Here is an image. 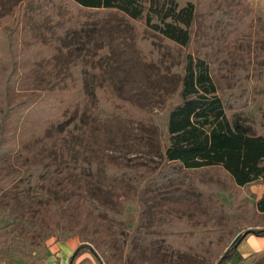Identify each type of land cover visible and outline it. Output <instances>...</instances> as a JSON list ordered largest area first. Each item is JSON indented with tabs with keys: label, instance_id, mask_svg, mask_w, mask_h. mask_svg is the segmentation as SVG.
Returning a JSON list of instances; mask_svg holds the SVG:
<instances>
[{
	"label": "trees",
	"instance_id": "obj_1",
	"mask_svg": "<svg viewBox=\"0 0 264 264\" xmlns=\"http://www.w3.org/2000/svg\"><path fill=\"white\" fill-rule=\"evenodd\" d=\"M35 2L46 4L42 11L36 10L39 18L59 24L51 29L46 41L37 42L39 51L46 47L57 53L62 39L74 38L78 44L85 41L79 61L60 66L62 72L56 70L43 95L36 93L35 99L30 95L10 105L11 90L0 94V164L12 158L16 162L7 170L0 168V256L6 247H12L25 264H42L48 240L59 242L76 237L78 244L66 264H90L83 257L86 254L99 264L103 263L102 257L109 260L111 256L122 264H139L156 257L163 264L187 257H193L196 264H228L246 236L264 238V229H257L237 234L231 241L224 239L229 232L216 220L205 218L209 213H220V208L227 209L214 199L212 185L192 192L207 205L195 212L196 218L200 215L196 221L190 219L194 211L176 214L165 208L161 204L164 200H158L156 195L185 187L184 171L208 167H220L236 187L264 180V129L263 133H255L241 113L230 111L232 107L218 94L212 80L209 55L202 52L192 56L187 52L181 56L176 86L168 93L159 92L167 107L161 117L155 118L112 89L106 76L110 53L102 45L93 53L86 51L91 29L98 26L82 24L74 16L78 10L115 11L180 49L189 47L197 31H210L217 23L222 25L220 31L234 26L233 32L243 31L240 41L247 45L252 42L254 47L255 58L247 60L248 65L242 69L246 75L260 72L264 65V36L253 33L245 21L248 18L234 20L233 12L224 10L222 4L210 6L204 18L198 15L197 3L190 0H53L59 9L52 0ZM59 10L63 12L59 14ZM150 41L154 44L151 37ZM74 45L65 47L71 50ZM65 72L67 76L62 75ZM49 93L63 94L58 107L43 101ZM83 101L86 106L80 109ZM40 103L50 114L42 134L38 133L40 125L28 120ZM115 116L143 130L144 135L138 133L132 140L136 145L144 143L148 154L144 162L128 164V151L120 138L116 141L122 154L117 160L101 153L102 140L83 138L76 143L75 136L97 125L95 120ZM58 127L57 134L68 145L52 148L56 139L53 137H58L52 134ZM108 181L118 185L121 192L100 199V188L111 187ZM57 187L65 198L57 196ZM31 199L36 200L35 209L28 221H22L18 218L20 204ZM72 201L83 206V215L75 220L69 216L72 208L67 205ZM251 205L255 213L263 214L264 192ZM84 230L90 231L89 241L87 234H82ZM23 233L20 240L4 245L10 234ZM247 259L249 264L264 263V251L237 259L234 264Z\"/></svg>",
	"mask_w": 264,
	"mask_h": 264
},
{
	"label": "rangeland",
	"instance_id": "obj_2",
	"mask_svg": "<svg viewBox=\"0 0 264 264\" xmlns=\"http://www.w3.org/2000/svg\"><path fill=\"white\" fill-rule=\"evenodd\" d=\"M35 1L0 0V94L11 90L10 93L12 94L9 95L10 102L8 103L10 105L20 103L30 95L32 99H35L34 95L36 93L43 95L45 90L47 91L50 88L48 82L55 78L56 70L62 72L63 69L60 66L64 68L66 64L71 66L77 63L81 49L84 48L82 42L85 40L78 44L77 39L71 38L70 40L64 41L62 39L60 41L61 48L57 53L46 47H41L42 51H39L38 46L40 45L37 42L46 41L50 33L53 32L51 29L59 24L57 18V23H47L46 20L39 18L36 10L42 11L46 4L40 5ZM190 1L197 3L198 15L203 16L210 10V6L222 4L224 10L233 12L231 14L232 17L234 15V20L237 21L246 16L248 19H245V21L248 22V26H250L253 33L264 36V0ZM53 4L56 9H59V5ZM46 9H48V6ZM62 12V10L58 11L59 14ZM76 16L74 18L82 20V24H91L92 26L96 23L98 26L96 30L91 29L92 37L89 38L91 40L87 44L86 51L93 53L102 45L110 53L106 76L113 87L112 89L119 96L130 99L135 105L151 113L155 118L161 117L167 103L165 104L159 92L168 93L175 88L176 73L179 69L181 56L187 52L192 56L196 53L205 52L210 57L211 68L213 69L211 73L212 80L217 87L218 94L232 107L230 111L241 113L244 118L251 122L248 125L254 127L255 133H263L264 65L260 72L242 74V69H245L248 65L247 60L255 58L252 42L247 45L246 41H240V36L243 34L242 30L233 32L235 30L233 26L220 31L219 28L222 25L217 23L213 25V29L210 31L208 28L207 31L203 30L202 33L197 31V36L194 34L189 47L180 49L172 43L164 41L163 38L152 35L143 28L140 22L131 23L115 11L78 10ZM63 18L61 16L60 20ZM204 18L200 19L201 22ZM204 24L207 26L206 20ZM237 27L238 25H236ZM150 37L154 39V44L150 41ZM69 44H75L74 47L76 48L73 47L71 51L69 47H65ZM51 57L52 59H50ZM259 62L262 63V61ZM54 63L59 67H55ZM62 75L67 76V73H62ZM245 81L249 82L246 83ZM62 99L63 94L54 95L49 93L43 96L44 102L48 105L53 104L56 107ZM85 106L86 102L83 101L80 104V109ZM73 115L72 113L71 117ZM48 117H50L48 108L40 103L38 108L31 112L28 120H33L30 123L39 124V129L42 130L48 124ZM85 123V119H83L82 124ZM95 123L97 125L85 128V134L81 133L75 136L76 143L83 138H90L91 141L95 139L102 140L103 142L99 146L101 153H106L111 160H117L120 159V154H122L117 148L119 141H116L120 138L121 141L124 140V147L128 151L125 155L128 164L134 166L136 163L148 159L147 152H144L146 151L144 150V143H141L140 146L132 140L138 137L139 134L144 135L143 130H138L136 126L117 116L104 117L100 122L95 120ZM44 129L42 132L38 130V133L42 134ZM58 132L59 127L52 136H58L60 139L53 137L56 139H54L52 148H58V145H68L67 141L61 139L63 138L62 135L57 134ZM88 134L90 136L86 137ZM13 165H16V162L12 158L0 164V168L7 170ZM183 174L186 179L185 187L173 188L163 191L161 194H156L158 200H164L161 204L165 208L177 211L176 214L198 212L199 209L207 205L192 192L196 189L199 190L201 186L212 185L214 199H219L220 203L226 205L227 209L221 210L220 208V213H209L205 218L216 220L223 229L229 232L224 239L231 241V239L237 237V234H243L245 231L264 229V213H255L251 205L264 192V180L257 179L244 187H236L227 174L217 166L195 171H184ZM110 186L109 189L108 187L100 188V199L101 196L107 199L121 192V190H118V185L110 183ZM54 190L59 198H65L61 188L57 187ZM35 203V199L21 203L18 218L22 221H28L31 212L35 209ZM67 205L72 208L69 214L72 219H78L80 215H83L82 204L72 201L71 203L67 202ZM219 205L221 204L214 206ZM163 208H158V210ZM198 217L200 218V215ZM199 218H196V213L190 217L191 221H196ZM130 222H132V225H136L133 219ZM235 233L236 235H234ZM82 234H87L86 240L89 241L90 231L84 230ZM23 235L24 233L21 236L10 234L5 239L4 245L10 243L13 239L20 240ZM5 249L7 250L0 256V264H25L21 259V255L14 248L6 247ZM60 256L64 255L61 253ZM83 257L87 258L90 264H99L87 254ZM54 259L56 258H53V256L51 258L47 254L42 264H55ZM59 259L57 258V264H66L64 261L60 262ZM101 259L102 264H122L112 256L109 257V260L104 257ZM176 261L170 264H196L193 257ZM249 263V259H247L242 264ZM139 264L163 263L156 257Z\"/></svg>",
	"mask_w": 264,
	"mask_h": 264
},
{
	"label": "crops",
	"instance_id": "obj_3",
	"mask_svg": "<svg viewBox=\"0 0 264 264\" xmlns=\"http://www.w3.org/2000/svg\"><path fill=\"white\" fill-rule=\"evenodd\" d=\"M47 244V254L50 255L57 264V258H60L59 261L67 262V259L71 252L77 246V238H70L65 241L55 242L54 240L50 239L46 242ZM264 251V238L256 237L255 235H248L245 239L238 245L236 248V254L234 260L228 264H234L237 259H245L249 255L255 252ZM64 256H60V254ZM55 256V257H54ZM54 264V263H51Z\"/></svg>",
	"mask_w": 264,
	"mask_h": 264
},
{
	"label": "water",
	"instance_id": "obj_4",
	"mask_svg": "<svg viewBox=\"0 0 264 264\" xmlns=\"http://www.w3.org/2000/svg\"><path fill=\"white\" fill-rule=\"evenodd\" d=\"M243 235H244V233H243Z\"/></svg>",
	"mask_w": 264,
	"mask_h": 264
}]
</instances>
